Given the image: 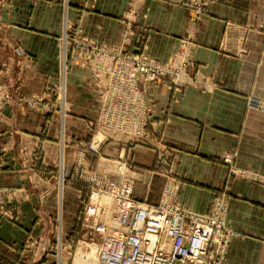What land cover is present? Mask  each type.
<instances>
[{"label": "crops", "instance_id": "crops-1", "mask_svg": "<svg viewBox=\"0 0 264 264\" xmlns=\"http://www.w3.org/2000/svg\"><path fill=\"white\" fill-rule=\"evenodd\" d=\"M208 8L197 33L198 48L190 56L192 80L181 87L166 81L150 87L156 113L148 127L150 144L103 142L93 151L78 145L89 142L88 123L97 113L91 67L78 62L67 73L65 114L57 109L46 133L38 130L39 115L5 109L8 145L0 185L15 196L16 218L0 221V264H67L66 258L54 256L50 243L59 226L66 242L75 235L83 192L76 185L62 191L60 180L42 171L61 165L66 176L78 161L119 178L113 165L123 157L138 200L158 204L167 177L179 186V205L207 214L223 189L229 166L221 157L229 151L235 167L258 177L228 182L227 221L237 233L222 264H264V0H210ZM187 20L186 9L169 0H1L0 91L15 76L20 82L26 77L29 90L41 89L48 78L56 84L65 23L72 33L77 26L86 39L116 48L129 45L122 38L127 23L138 34L144 27L149 53L164 61L175 52ZM40 140V150L33 153Z\"/></svg>", "mask_w": 264, "mask_h": 264}, {"label": "rangeland", "instance_id": "rangeland-1", "mask_svg": "<svg viewBox=\"0 0 264 264\" xmlns=\"http://www.w3.org/2000/svg\"><path fill=\"white\" fill-rule=\"evenodd\" d=\"M169 2L185 8L188 20L185 34L179 38L175 52L164 61L149 53V38L147 35L149 30L144 27L142 29L139 28L138 32L140 34H138L133 30L134 26L131 23H127L124 26L126 28H124L122 38L126 43L129 42V45L116 48L115 45H106L97 40L86 39L79 33L80 29L77 26L74 27L72 33V26L65 23L62 29L63 32L61 31L60 34L61 45L58 50L61 51L60 60L62 66L60 65L56 84L50 83L51 80L48 78L41 89L29 90L27 88L28 81L25 83L26 77H20L24 81L20 82L15 76L16 79L13 84H7V89L0 91V168L4 165V149L8 145L5 142L8 131L6 127V116L8 114L5 109L9 107V111L12 113L17 112L18 115L23 112H32L39 115L42 119L38 130L42 134L46 133L51 124L50 116L57 109L61 111L62 115L65 114V109L67 108L65 81H67L70 64L77 62L86 66L90 65L91 67L93 90L96 94L94 105H96L97 112L95 117L92 120L90 119L88 123L91 133L89 142H84V144L79 142L78 145L87 146L88 149L93 151L97 148L98 143L103 142H110L113 147H124L136 143H152V132L148 130V127L153 124L156 113H154L150 87L164 81L168 82L170 87H181L183 81L192 80L195 66L190 56L195 55V51L198 48L197 33L200 24L209 11L210 0H169ZM123 41L120 46L124 44ZM135 44L137 47L136 50H133L132 45L134 47ZM15 58H17V55ZM188 76L191 78L188 79ZM15 126L20 125L16 124ZM11 127L14 128L12 125ZM95 137L97 140L95 146H93ZM41 143L42 141L40 140L35 145L33 153L40 150ZM233 155L234 153L231 151L222 154V161L229 166L228 172L224 178L222 191H220L210 211L207 213L209 215L215 212L221 216L223 215L225 224L231 230V235L228 234L226 236L227 244L225 243L221 264L226 257L232 237L237 233L227 221L230 204L228 182H230L232 177L247 178L253 176V179L258 177L257 173L252 170L235 167L232 164ZM120 165L122 166V172L118 170ZM75 166L69 174L67 173L68 175L65 173L66 176H63V172H66V169L61 165L57 170L48 169L45 172L42 171V173L57 177L60 180L62 191L67 185H76L78 187L76 189L80 188V192H83V195H80L81 198L83 197V209L88 195L91 193L90 191L95 187V184L89 182L90 177L102 175L117 182L127 179L132 182V185L134 184L131 178L125 176L129 166L123 157H118L113 165L114 172L119 175V178L111 177L106 172L85 168L78 161L75 162ZM261 176L264 178V175ZM67 182L68 184H66ZM77 184L80 185L77 186ZM178 187V184L173 179L166 177L162 184L158 203L168 201L184 208L175 201ZM14 197L10 187L0 185V221L10 217L16 218V212L12 211L13 206H11ZM82 212L83 210L75 219L78 222L75 235H68L67 242L65 241V234L67 233H63L60 230V226L58 236H55L54 240L51 239L53 243H50V251H53L54 256L57 254L58 257L66 258L67 264H76L78 256H83L82 258L89 257L92 260L91 256L93 254L91 252H93V246L87 244L86 238H83L85 235H83L82 229ZM28 240L30 241L28 242L29 245L34 242L31 235ZM24 249L26 250V248ZM25 254L22 249L21 255L24 256ZM94 263L99 264L97 260Z\"/></svg>", "mask_w": 264, "mask_h": 264}, {"label": "built area", "instance_id": "built-area-1", "mask_svg": "<svg viewBox=\"0 0 264 264\" xmlns=\"http://www.w3.org/2000/svg\"><path fill=\"white\" fill-rule=\"evenodd\" d=\"M89 182L95 187L81 216L83 238L99 264H221L231 235L223 215L148 204L135 198L127 179L101 175Z\"/></svg>", "mask_w": 264, "mask_h": 264}, {"label": "bare ground", "instance_id": "bare-ground-1", "mask_svg": "<svg viewBox=\"0 0 264 264\" xmlns=\"http://www.w3.org/2000/svg\"><path fill=\"white\" fill-rule=\"evenodd\" d=\"M96 140H97V138L95 137V139H94V144H96L95 142H96ZM77 256V255H76ZM83 256H78V258H76V260H77V262H76V264H95L94 263V259L91 257V259L92 260H90L89 259V257H86V258H82ZM86 260H87V262H86ZM94 260V261H93ZM86 262V263H85Z\"/></svg>", "mask_w": 264, "mask_h": 264}]
</instances>
